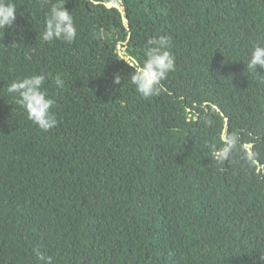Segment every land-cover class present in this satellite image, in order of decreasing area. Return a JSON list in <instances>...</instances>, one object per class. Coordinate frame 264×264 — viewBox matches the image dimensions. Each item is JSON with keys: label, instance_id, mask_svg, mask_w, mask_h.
<instances>
[{"label": "trees", "instance_id": "trees-1", "mask_svg": "<svg viewBox=\"0 0 264 264\" xmlns=\"http://www.w3.org/2000/svg\"><path fill=\"white\" fill-rule=\"evenodd\" d=\"M13 2L0 30V264H264V68L247 67L264 0H65L71 43L42 39L57 0ZM160 37L175 70L144 98L130 65ZM40 74L49 131L7 91Z\"/></svg>", "mask_w": 264, "mask_h": 264}, {"label": "clouds", "instance_id": "clouds-1", "mask_svg": "<svg viewBox=\"0 0 264 264\" xmlns=\"http://www.w3.org/2000/svg\"><path fill=\"white\" fill-rule=\"evenodd\" d=\"M65 0H57L51 8L45 22L42 39L44 41L63 40L73 42L77 37V27L72 12L65 7ZM17 19V8L13 0H0V30L10 28ZM259 65L264 68V44L253 46L247 67L255 70ZM133 69L131 82L137 92L144 98L159 95L162 91L161 81L169 72L175 70V56L169 51V41L165 37L154 38L148 41L144 52L143 63L130 65ZM45 76L32 75L13 81L7 88L10 95L18 98L17 103L23 107L31 120L39 129L49 131L56 127L57 119L51 111L54 101L44 90ZM54 83L63 87V80L57 76ZM114 83H121V76H114ZM38 258L44 264H51V257L38 253ZM264 260V254L259 257Z\"/></svg>", "mask_w": 264, "mask_h": 264}, {"label": "water", "instance_id": "water-1", "mask_svg": "<svg viewBox=\"0 0 264 264\" xmlns=\"http://www.w3.org/2000/svg\"><path fill=\"white\" fill-rule=\"evenodd\" d=\"M111 5H112L111 3H107V6H111ZM122 15H123V21H126V18H125V16H124V12H122ZM117 47H118L119 50L121 49L120 44H118ZM119 56H120L122 59L126 60V61H130V60H131L130 57L126 56L125 54H123V53H121V52H119ZM249 151L251 152V150H249Z\"/></svg>", "mask_w": 264, "mask_h": 264}]
</instances>
